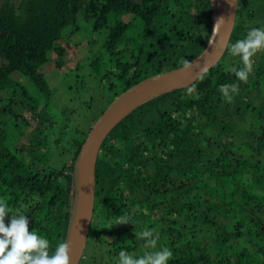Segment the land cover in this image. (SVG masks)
I'll return each instance as SVG.
<instances>
[{
	"label": "trees",
	"instance_id": "1",
	"mask_svg": "<svg viewBox=\"0 0 264 264\" xmlns=\"http://www.w3.org/2000/svg\"><path fill=\"white\" fill-rule=\"evenodd\" d=\"M81 14L93 21L92 31L108 28L105 55L94 59L104 56L117 71L101 73V62L90 63L100 71V82L109 80L112 86L117 79L123 91L196 58L213 26L211 0L0 4V91L19 87L31 120L23 115L18 123L0 127V197L7 200L9 216L26 215L29 231L48 239L50 252L64 241L72 164L87 134L60 128L39 98L11 74L20 72L48 94L42 69L66 52L63 32ZM125 14L133 17L126 21ZM253 27H264V0H239L220 61L187 87L138 105L105 137L79 264H118L121 250L141 256L160 247L172 252L168 264H264V50L257 52L246 83L229 70L243 67L230 54L231 44ZM127 43L133 45L130 63ZM233 83L239 92L228 100L220 85ZM8 125L18 129L17 142L8 138ZM55 160H63L62 165ZM121 217L128 223L119 225ZM146 228L159 238L156 248L139 238Z\"/></svg>",
	"mask_w": 264,
	"mask_h": 264
},
{
	"label": "rangeland",
	"instance_id": "2",
	"mask_svg": "<svg viewBox=\"0 0 264 264\" xmlns=\"http://www.w3.org/2000/svg\"><path fill=\"white\" fill-rule=\"evenodd\" d=\"M3 1L5 0H0V4ZM10 1L17 4L20 0ZM132 17L130 14H125L123 19L127 21ZM92 22L81 14L75 25L65 28L61 43L66 48V52L62 56L52 57L42 69L49 88L48 94L37 90L35 85L20 72L14 71L11 74L15 80L25 85L33 96L39 98L41 105H45L58 126L69 134L80 131L82 135L87 134L94 122L124 88L117 79L112 86L109 85V80L105 83L99 80L100 71L102 73L108 68L113 70L115 68L114 63L103 60L105 51L102 43L107 37L108 28L94 32ZM132 47L131 43L125 46L127 52H125V60L129 63L133 62ZM101 54H103L102 59H94ZM257 59L258 53L253 57L252 62ZM92 61H95L94 64L101 62L97 65L100 71H96L95 65H91ZM111 78L113 79V76ZM23 115L28 118V122L31 121L28 100L21 89L15 87L0 91V127L6 125L8 121L18 123ZM28 129L24 127L25 132ZM5 131L8 138L14 142L21 137L18 129L11 125L5 126ZM24 139L23 136L21 140ZM54 163L59 167L63 160H55Z\"/></svg>",
	"mask_w": 264,
	"mask_h": 264
},
{
	"label": "water",
	"instance_id": "3",
	"mask_svg": "<svg viewBox=\"0 0 264 264\" xmlns=\"http://www.w3.org/2000/svg\"><path fill=\"white\" fill-rule=\"evenodd\" d=\"M213 26L205 49L193 60V68L183 66L151 75L118 94L88 131L72 164L70 212L63 242L70 247V264H79L94 212L95 171L101 145L111 129L138 105L174 89L194 83L223 57L235 27L239 0H217ZM222 19V20H221ZM221 20L220 22H218ZM216 30H214L217 24ZM214 30V31H213Z\"/></svg>",
	"mask_w": 264,
	"mask_h": 264
},
{
	"label": "clouds",
	"instance_id": "4",
	"mask_svg": "<svg viewBox=\"0 0 264 264\" xmlns=\"http://www.w3.org/2000/svg\"><path fill=\"white\" fill-rule=\"evenodd\" d=\"M260 50H264V27L251 28L244 39H238L231 44L230 54L238 56L243 67L237 69L231 66L229 70L239 81L247 82L253 69L252 58ZM181 63L184 70L193 68L192 61L184 59ZM201 72L206 73L207 67H202ZM220 90L226 99L231 100L230 93H238L239 87L235 83L220 85ZM9 214L7 200L0 197V264H70V247L67 242L59 243L50 252L48 239L34 230L29 231V220L26 215L11 214L9 216ZM6 218L7 223H5ZM118 223L119 225L127 224L128 220L121 217ZM139 238L152 248H156L159 239L152 229L147 228L139 233ZM171 258L172 252L167 247H160L156 251H146L141 256L121 250L118 264H168Z\"/></svg>",
	"mask_w": 264,
	"mask_h": 264
},
{
	"label": "bare ground",
	"instance_id": "5",
	"mask_svg": "<svg viewBox=\"0 0 264 264\" xmlns=\"http://www.w3.org/2000/svg\"><path fill=\"white\" fill-rule=\"evenodd\" d=\"M217 0H213V7L216 9Z\"/></svg>",
	"mask_w": 264,
	"mask_h": 264
}]
</instances>
